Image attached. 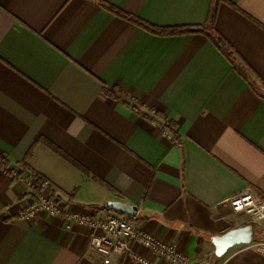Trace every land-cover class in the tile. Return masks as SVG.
Masks as SVG:
<instances>
[{"label": "crops", "instance_id": "obj_1", "mask_svg": "<svg viewBox=\"0 0 264 264\" xmlns=\"http://www.w3.org/2000/svg\"><path fill=\"white\" fill-rule=\"evenodd\" d=\"M102 2L206 32L156 34ZM212 6L0 0V264H135L94 252L91 230L68 229L63 216L18 217L46 192L66 211L128 218L195 264H264V221L227 202L264 197V0H219L213 29ZM24 163L53 190L36 193ZM113 201L139 210L127 215ZM250 223L251 243L216 255L213 236Z\"/></svg>", "mask_w": 264, "mask_h": 264}, {"label": "built area", "instance_id": "obj_2", "mask_svg": "<svg viewBox=\"0 0 264 264\" xmlns=\"http://www.w3.org/2000/svg\"><path fill=\"white\" fill-rule=\"evenodd\" d=\"M227 202L234 210L247 213L252 222L264 221V197L243 192L231 196ZM41 212L50 216H63L68 229H72L74 225L89 228L90 247L101 255L116 253L128 256L135 264H162L139 252L137 246L142 245L164 263L195 264L191 256L180 251L175 244L158 240L150 232L137 228L128 218L116 215L97 218L94 215L66 211L58 199L49 192L33 198L20 211L18 217L33 218ZM258 248L264 252V243H258Z\"/></svg>", "mask_w": 264, "mask_h": 264}, {"label": "trees", "instance_id": "obj_3", "mask_svg": "<svg viewBox=\"0 0 264 264\" xmlns=\"http://www.w3.org/2000/svg\"><path fill=\"white\" fill-rule=\"evenodd\" d=\"M213 1V6L211 8V12H210V16H209V24L210 26L213 28H215V18H216V14H217V0H212ZM102 5L105 6L106 8H108L109 10L115 12L116 14H119L125 18H127L128 20H130L131 22L139 25L140 27L151 31L153 33L156 34H162V35H170V34H183V33H197V32H206V28H204L203 26H175V27H159L156 25H153L137 16H133L130 14H127L123 11H121L120 9L116 8L115 6L102 2ZM106 93L108 95H113L114 93L109 91L108 88L105 89ZM47 144L50 145V147H52L55 151L60 152L59 148H57L53 143L51 142H47ZM8 165V161L6 159L5 156L0 155V168H3L4 170H8L6 169ZM23 167L33 170V168L31 166H29L27 163L23 164ZM34 173V178L37 182V186H36V193L44 191V190H53L52 188V182H50V180L43 174H41L40 172L33 170ZM35 195V194H34Z\"/></svg>", "mask_w": 264, "mask_h": 264}, {"label": "water", "instance_id": "obj_4", "mask_svg": "<svg viewBox=\"0 0 264 264\" xmlns=\"http://www.w3.org/2000/svg\"><path fill=\"white\" fill-rule=\"evenodd\" d=\"M108 207L119 210L127 215L135 216L139 207L129 203L113 201L108 203ZM255 227L252 223L238 228L228 230L222 235L212 237V242L216 247V255L223 256L230 248L239 244H248L254 240Z\"/></svg>", "mask_w": 264, "mask_h": 264}]
</instances>
